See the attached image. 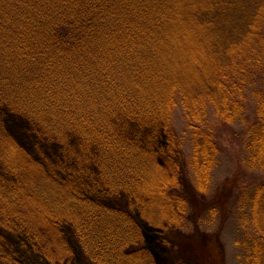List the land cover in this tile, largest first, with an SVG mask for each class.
Returning <instances> with one entry per match:
<instances>
[{
  "label": "trees",
  "instance_id": "trees-1",
  "mask_svg": "<svg viewBox=\"0 0 264 264\" xmlns=\"http://www.w3.org/2000/svg\"><path fill=\"white\" fill-rule=\"evenodd\" d=\"M262 22L264 0H0V104L27 112L44 125L77 122L91 128L99 122L101 137L96 138L107 163L102 161L100 168L102 188L110 197L124 192L131 206L141 205L142 217L155 226L179 225L154 214L159 211L157 204L151 216L141 211L138 193L150 195L144 191L149 188L147 178L160 166L153 160L154 169H148L151 157L143 145L113 133V115L120 111L136 124L161 123L166 107L179 98L192 133L193 161L206 179L210 162L202 151L211 159L215 150L203 125L205 111L212 106L219 120L242 126L244 163L264 172ZM249 105L252 112L246 113ZM60 112L69 115L61 117ZM13 147V143L2 146L0 154ZM164 154L172 159L175 174L161 189H151L152 194L172 206L184 227L188 202L175 172L181 150L173 140ZM94 183L97 192L100 186ZM63 187L59 190L51 178L47 183L42 180L39 188L35 185L56 229L66 221L60 219L61 211L78 213V220L66 222L93 264L141 259L133 248L142 232L131 211L88 197L77 185ZM199 189L205 193L203 187ZM6 196L8 202L0 201V211L5 207L12 216L13 192ZM247 203L241 218L248 219L253 229L242 245L247 254L244 264H264V181L253 187ZM225 204L223 194L217 192L202 206L207 214L212 210L221 216ZM28 237L42 250L39 237L32 232ZM205 250L200 253L203 263L212 264V258L218 257L209 245ZM142 260L150 261L145 256Z\"/></svg>",
  "mask_w": 264,
  "mask_h": 264
},
{
  "label": "rangeland",
  "instance_id": "rangeland-1",
  "mask_svg": "<svg viewBox=\"0 0 264 264\" xmlns=\"http://www.w3.org/2000/svg\"><path fill=\"white\" fill-rule=\"evenodd\" d=\"M250 47L256 48L254 45ZM183 66L184 64L179 65ZM252 109L249 105L245 112L251 113ZM166 110L164 116H161V123L157 124L133 123L120 111L114 113L111 120L113 133L118 132V137L130 143L143 145L150 154L151 163L148 161V169H154L153 160L160 166H157V170H151L147 178L146 187L149 188L144 191L150 195L140 191V198L137 197L143 206L141 211L147 216L152 215L153 206L157 204L159 211L154 214L163 218V221L170 217L172 222L179 224L158 227L142 217L141 205L131 206L124 192H118L112 198L102 188L100 179L103 174L100 168L102 161L105 165L107 163L102 158V150L97 142V138L101 137L99 122L97 127L91 128L77 122L62 124L58 121L55 125H44L35 122L27 112L0 104V149L2 146L9 147L11 143L14 144L13 150L7 148L8 153L1 151L4 155L0 154V201L8 202L5 200L8 192H13L14 195L13 203L9 207L12 216L5 213V207L0 211V264H93L77 244L71 224L66 222L70 219L78 220V213L74 215L73 212L61 211L60 219L66 221L60 229H56L50 212H46V206L35 185L39 188L42 180L47 183L50 178L55 180L59 190L63 186L67 188L77 185L86 191L88 197L97 198L111 207L117 206L131 211L142 232L138 245L133 248L136 250L135 256H145L151 262L143 261L141 257L130 264H204L201 254H205L208 245L211 253L218 257L217 260L212 258V264H217L218 260L223 264H244L247 254L242 245L245 244V238L251 235L253 227L248 219L241 218V213H244L243 208L248 205L247 198L253 187L264 181V172L255 168L249 169L244 163L246 150L241 144L239 131L242 126L237 121L222 122L212 106L205 111L207 122L203 128L211 135V150H215L212 160L202 151L204 160L210 162L205 179L198 172L200 166L193 161L192 133L179 98H176L175 105L171 107L169 104ZM68 115L61 112L59 114L61 117ZM49 126L54 128H48ZM164 126L171 130V136ZM52 129L56 135L53 131V134L49 133ZM173 140L182 154L177 160L179 166L175 172L178 173L181 195L188 202L184 227H181V219L172 212V206L152 194L153 190L161 189L160 185L175 174L172 170V159L164 154L168 143ZM201 148L204 150L205 145L202 144ZM198 154L200 159L199 151ZM6 156L12 157L11 161L3 159ZM109 173L113 178L112 173ZM94 182L100 186L96 189L97 192L93 191ZM201 187L205 189V193L200 191ZM217 192L223 194L226 211L221 216L219 213L216 216L209 210L208 215L207 209H203L202 205L204 202L208 203ZM197 212H200L198 217ZM30 232L40 238V248L43 251L33 246L28 237Z\"/></svg>",
  "mask_w": 264,
  "mask_h": 264
}]
</instances>
